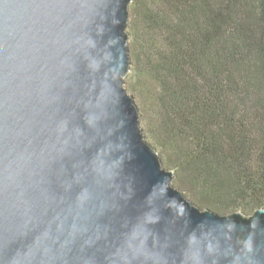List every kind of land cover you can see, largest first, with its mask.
Segmentation results:
<instances>
[{
  "label": "water",
  "instance_id": "95a60500",
  "mask_svg": "<svg viewBox=\"0 0 264 264\" xmlns=\"http://www.w3.org/2000/svg\"><path fill=\"white\" fill-rule=\"evenodd\" d=\"M131 2L0 0V264H264V209H201L145 140Z\"/></svg>",
  "mask_w": 264,
  "mask_h": 264
},
{
  "label": "trees",
  "instance_id": "16d2710c",
  "mask_svg": "<svg viewBox=\"0 0 264 264\" xmlns=\"http://www.w3.org/2000/svg\"><path fill=\"white\" fill-rule=\"evenodd\" d=\"M140 124L201 209H264V0H132Z\"/></svg>",
  "mask_w": 264,
  "mask_h": 264
},
{
  "label": "rangeland",
  "instance_id": "374dc122",
  "mask_svg": "<svg viewBox=\"0 0 264 264\" xmlns=\"http://www.w3.org/2000/svg\"><path fill=\"white\" fill-rule=\"evenodd\" d=\"M125 88H126V90H127V92L130 94V95H132L133 97H134V95H133V93H131L130 91H129V89H128V87H127V83H126V80H125ZM134 99H135V97H134ZM141 125V124H140ZM143 133H144V131H143ZM144 136H145V140L149 143V144H151L150 143V141L148 140V138H147V135L144 133ZM152 145V144H151ZM153 146V145H152ZM154 147V146H153ZM155 148V147H154ZM156 149V148H155ZM157 151V150H156ZM189 198V197H188Z\"/></svg>",
  "mask_w": 264,
  "mask_h": 264
}]
</instances>
